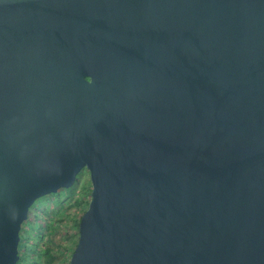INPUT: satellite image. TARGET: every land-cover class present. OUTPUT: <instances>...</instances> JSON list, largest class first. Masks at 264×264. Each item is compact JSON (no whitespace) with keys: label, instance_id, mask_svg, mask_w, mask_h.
I'll return each instance as SVG.
<instances>
[{"label":"water","instance_id":"water-1","mask_svg":"<svg viewBox=\"0 0 264 264\" xmlns=\"http://www.w3.org/2000/svg\"><path fill=\"white\" fill-rule=\"evenodd\" d=\"M84 168L69 264H264V0H0V264Z\"/></svg>","mask_w":264,"mask_h":264},{"label":"rangeland","instance_id":"rangeland-1","mask_svg":"<svg viewBox=\"0 0 264 264\" xmlns=\"http://www.w3.org/2000/svg\"><path fill=\"white\" fill-rule=\"evenodd\" d=\"M90 190L89 173L84 168L77 174L72 187L61 188L58 192L33 202L28 211L37 217L32 223L33 229L27 231V250L33 256L29 261H36L38 264L68 263L78 239L76 227L80 213L87 208ZM42 221L48 222L49 226L44 225L42 233L37 234L35 229ZM35 243L37 249L34 247ZM45 247H49L52 257L44 253Z\"/></svg>","mask_w":264,"mask_h":264},{"label":"trees","instance_id":"trees-1","mask_svg":"<svg viewBox=\"0 0 264 264\" xmlns=\"http://www.w3.org/2000/svg\"><path fill=\"white\" fill-rule=\"evenodd\" d=\"M58 191H59V190H58ZM58 191H57V192H58ZM89 194H90V193H88V200H87V203H88V201H89ZM73 204H74V203H73ZM85 209H86V208H85ZM85 209H83V210L81 211L80 216H81V214L84 212ZM36 217H37L36 214L32 213L31 211H30V212L28 211V215H27L26 220H24V221L22 222V224H21V229H20V232H19V235H20V241H19V243H18V254H19V259H18V261H17L16 264H38V263H36V261H29V259H30L31 257H33V256L29 254V252H28V250H27V243H26L27 240H28L27 234L29 233V232H27V231L33 229V224H32V223L35 221ZM24 225H25V226H24ZM44 225H45V227H46V226H47V227L49 226L48 222H46V221H42L41 224H40V226L37 227V228L35 229V231H36L37 234H41V233H42ZM77 225H78V224H77ZM76 232L78 233V228H77V227H76ZM34 247L37 249V245H36V243H35V246H34ZM36 251H37V250H36ZM50 252H51V250L49 249V247H45V249H44V253H47V254H49L50 257H52V256L50 255ZM67 264H69V261H68Z\"/></svg>","mask_w":264,"mask_h":264}]
</instances>
